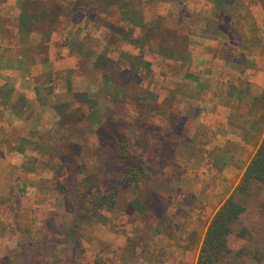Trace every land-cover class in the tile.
Instances as JSON below:
<instances>
[{
    "label": "rangeland",
    "instance_id": "rangeland-1",
    "mask_svg": "<svg viewBox=\"0 0 264 264\" xmlns=\"http://www.w3.org/2000/svg\"><path fill=\"white\" fill-rule=\"evenodd\" d=\"M155 1L0 0V264H197L234 195L222 264H264V0Z\"/></svg>",
    "mask_w": 264,
    "mask_h": 264
},
{
    "label": "trees",
    "instance_id": "trees-1",
    "mask_svg": "<svg viewBox=\"0 0 264 264\" xmlns=\"http://www.w3.org/2000/svg\"><path fill=\"white\" fill-rule=\"evenodd\" d=\"M243 188H246L249 182L255 181L264 184V140L254 158L252 159L244 177ZM108 201V197H102ZM246 208L237 200L236 195L231 197L227 203L218 211L211 222L201 254L197 264H222L230 249L228 247V238L234 232V227L244 214ZM239 236L244 237L245 233L240 232Z\"/></svg>",
    "mask_w": 264,
    "mask_h": 264
},
{
    "label": "crops",
    "instance_id": "crops-1",
    "mask_svg": "<svg viewBox=\"0 0 264 264\" xmlns=\"http://www.w3.org/2000/svg\"><path fill=\"white\" fill-rule=\"evenodd\" d=\"M149 1L154 2L155 0ZM149 1L147 0V2ZM156 2L157 1H155V3ZM177 53L179 55V51ZM20 60L24 63L23 58H20ZM178 63L181 64L180 62ZM172 74L174 75L175 73L172 71ZM44 104H46L45 100L40 102L39 107L44 109ZM4 108L6 110L5 112H10L12 110L11 106L5 105ZM20 117L16 116L15 120L13 119L12 121L3 117L0 121V201L7 196H13L15 198L20 197L21 199L25 197L23 193L26 190L24 184H26L25 180H28L27 177H29V173L26 172L24 164L17 165L13 159L14 157H12V152H10L15 147L22 146L15 142V134L17 135V131H15L16 125L19 128L23 124V122L20 124ZM36 127H40L39 124ZM12 129H14V131H12ZM21 129L23 128L21 127ZM4 141L6 144H4ZM14 152L22 154V152L18 150H15ZM33 165H37V163H34ZM17 203H19V200Z\"/></svg>",
    "mask_w": 264,
    "mask_h": 264
}]
</instances>
